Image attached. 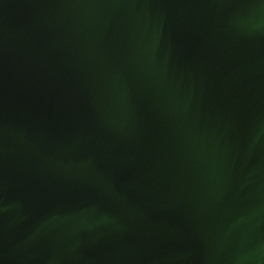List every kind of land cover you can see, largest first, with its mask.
Listing matches in <instances>:
<instances>
[{"label":"water","instance_id":"obj_1","mask_svg":"<svg viewBox=\"0 0 264 264\" xmlns=\"http://www.w3.org/2000/svg\"><path fill=\"white\" fill-rule=\"evenodd\" d=\"M0 264H264V0H0Z\"/></svg>","mask_w":264,"mask_h":264}]
</instances>
